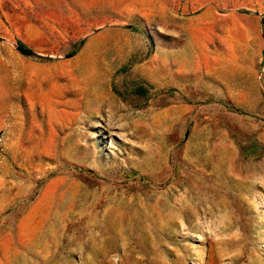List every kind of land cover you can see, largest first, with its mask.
<instances>
[{
  "label": "rangeland",
  "instance_id": "374dc122",
  "mask_svg": "<svg viewBox=\"0 0 264 264\" xmlns=\"http://www.w3.org/2000/svg\"><path fill=\"white\" fill-rule=\"evenodd\" d=\"M263 16L0 0V264H264Z\"/></svg>",
  "mask_w": 264,
  "mask_h": 264
},
{
  "label": "trees",
  "instance_id": "16d2710c",
  "mask_svg": "<svg viewBox=\"0 0 264 264\" xmlns=\"http://www.w3.org/2000/svg\"><path fill=\"white\" fill-rule=\"evenodd\" d=\"M260 26H261V36L264 39V16L261 18ZM16 50L24 56L38 57V55L31 48H29L26 44L20 41L17 43ZM263 61H264V50H263Z\"/></svg>",
  "mask_w": 264,
  "mask_h": 264
}]
</instances>
